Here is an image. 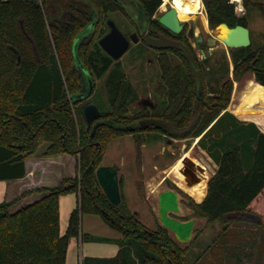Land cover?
I'll list each match as a JSON object with an SVG mask.
<instances>
[{"label":"trees","instance_id":"1","mask_svg":"<svg viewBox=\"0 0 264 264\" xmlns=\"http://www.w3.org/2000/svg\"><path fill=\"white\" fill-rule=\"evenodd\" d=\"M60 1L0 0V181L23 178L24 160L42 143L47 144L42 156H72L77 173L54 187L25 191L0 203V264H66L71 240L117 246L112 258L83 257L80 264H264V43L253 48L250 39L247 48L229 49L233 80L251 73L260 87L250 107L230 112L226 108L232 81L228 78L214 90L206 80L209 57L197 58L185 25L174 34L154 18L161 0H66L61 11L54 10L61 7ZM241 2L244 12L238 16L229 0H201L208 27L214 30L225 23L248 29L250 10L264 20V3ZM134 12L143 16L144 28L137 27ZM107 13L126 18L139 39L135 46L154 53L161 93L157 105L129 111L134 95L119 60L108 57L98 42L91 43L100 15ZM105 27L106 22L98 32L105 34ZM78 36L75 61L72 46ZM89 45L91 49L81 53ZM67 48L70 65L63 59ZM223 68L227 75L226 62ZM85 74L92 92L77 101L75 96L88 90ZM103 75L105 111L90 99L95 94L92 77ZM89 100L99 116L86 126L79 107ZM127 135L137 147L199 138L196 146L216 166L214 173L209 177L207 166L193 156L189 166L178 163L171 173H196L192 188L201 202H191L192 214L182 220L200 218L221 226L211 244L191 253L192 243L181 248L160 224L147 229L122 200L119 178V205L107 201L95 170L106 144ZM34 193L41 196L13 210ZM66 194H74L77 202L61 233L58 199ZM83 215L98 216L121 237L110 240L83 233ZM249 225L259 230L258 243L242 240ZM193 232L198 236L199 231Z\"/></svg>","mask_w":264,"mask_h":264},{"label":"rangeland","instance_id":"2","mask_svg":"<svg viewBox=\"0 0 264 264\" xmlns=\"http://www.w3.org/2000/svg\"><path fill=\"white\" fill-rule=\"evenodd\" d=\"M255 2H262L264 0H254ZM201 5V15H191L185 21L181 23L185 25V33L191 28L193 30V36L189 39L190 45L194 52L197 55L199 60L209 57V75H206V80L209 84L212 85L214 90H216L226 79L232 81V90L230 95L229 104L226 108V111L230 108V104H234L238 98L244 93L247 89V84L252 81L253 76L251 73H246L243 76H240L236 81L233 80L231 71L233 65L230 59L229 49L226 48L221 43H216L212 48H207L204 45V40L207 37L214 35V30H211L207 25V19L204 12L203 5L201 0H199ZM66 4V0L60 1L59 8H54V10L61 11L62 5ZM163 0H161V5ZM159 6L154 18L157 19L160 14L166 11L169 8V5H165L164 9H161ZM243 8V6H242ZM244 12V9H243ZM243 14V13H242ZM132 19L136 22V25L139 29L144 28L143 16L140 12H134L131 15ZM108 20H111L120 32L128 38L131 34L136 33L135 28L128 22L126 18L121 16L118 13H107L100 15V21L96 34L91 43H97L98 40L103 37L107 32V27L104 28L105 34L99 33V28L105 24ZM247 25L250 31V39L253 48L264 43V20L261 19L259 13L256 10H250L247 15ZM201 36L202 42L196 43L194 37ZM138 39V37H137ZM139 39L137 40V43ZM137 43L133 44L130 42L127 52L119 59L121 68L127 78L128 83L130 84L131 90L134 95V101L130 103L129 111H135L142 106H154L157 105L161 100V93L159 90L158 84V71L157 66L154 61V53L151 50H140L139 45L135 46ZM91 45L88 47H83L81 53L89 51ZM63 59L66 64L70 65V55L69 48L63 51ZM224 62L228 66V74H224ZM106 75H103L101 78L96 79L94 77L93 81L95 84V94L91 96V100H96L97 103L102 104V111L107 109L106 106V91L103 86V82ZM234 92V96L232 93ZM260 93V88L256 90L245 100L238 108V111L244 110L253 104ZM236 116L238 118H242ZM246 120H252L251 117H245ZM169 140V143L167 142ZM193 140L189 141H177L172 139L162 140L152 144H144L140 147L135 145V142L131 136L127 135L124 137L115 138L109 141L106 144L105 149L102 154V159L99 166H117L118 168V178L120 182V192L122 195V200L128 207V209L135 214L137 219L142 223L147 229H154L155 224L158 223V212H157V194L161 191L172 189L166 183L167 180L171 185L175 186L178 193V202L180 212L178 214H172L173 218L184 221L182 219L189 218L192 214V210L189 208V204L194 200L197 203L201 202V197L199 192H195L192 188L195 184L197 175L195 172L190 173L187 169L180 172H174L168 175H165L171 166H173L178 160L182 168H185L186 165L189 166V158L191 156L198 159L202 164L207 166V171L209 175L213 171L212 162L208 161L205 156H201L198 149L196 148L193 152L189 150L192 147ZM47 144H40L35 152L26 157L31 158L35 156L42 155ZM194 160V159H193ZM61 161H57L55 165H49L50 168L48 171L53 173L61 172L62 176L69 179L76 176V169L73 173V177H69L73 171L74 163L69 158H65L60 164ZM61 165V167H59ZM202 172V171H201ZM203 176V175H202ZM163 177L166 178L163 180ZM169 178V179H168ZM160 179L163 181L155 187L151 192L148 190V184H156ZM180 188H178L174 183ZM189 194L191 196H189ZM67 195V194H66ZM65 196V195H64ZM67 198V197H64ZM192 198V199H191ZM66 204H64L65 208ZM62 205V214L60 213L59 226L60 231L63 233L67 226L68 214H64L65 210ZM64 211V212H63ZM85 216V215H84ZM90 218H94L93 216ZM98 218V217H97ZM194 220L193 231H199L198 236L193 232L192 238L187 244H179L181 248L192 243L190 247V252L194 253L200 249L205 248L211 244L216 236L222 230V227L218 224H205L203 219L200 218H191ZM83 221V232L86 231V223ZM102 221V220H101ZM110 231H114L110 227H107ZM233 231H236L235 228H232ZM258 229L255 226H248L243 234V239L254 240L258 243L259 233ZM115 232V231H114ZM169 232V231H168ZM170 233V232H169ZM171 234V233H170ZM172 235V234H171ZM113 244V243H112ZM81 247H77L75 242L73 245L68 246L67 253L69 256H73L74 252V263L76 261V255L82 251ZM255 252V249H254ZM70 262V259H68ZM255 263V262H254Z\"/></svg>","mask_w":264,"mask_h":264},{"label":"water","instance_id":"3","mask_svg":"<svg viewBox=\"0 0 264 264\" xmlns=\"http://www.w3.org/2000/svg\"><path fill=\"white\" fill-rule=\"evenodd\" d=\"M157 21L174 34L179 33L183 28V24L177 19L176 11L170 6L160 14ZM106 25L108 32L98 40V46L113 61H117L127 52L130 42L133 44L137 43V35L133 33L126 38L111 20H108ZM90 28L91 26L87 30ZM186 36L187 38L193 36V30L191 28L187 31ZM78 38L79 36L74 40L72 46L75 61V46ZM194 39L196 43H201L203 40L201 36H196ZM217 42L228 49L247 48L250 45L249 30L240 25L229 28L225 23H221L214 29V35L204 40V45L207 48H212ZM87 84V92L75 96L77 101L84 100L90 96L92 84L88 76ZM79 112L86 126L90 125L99 116V111L91 100L83 103L79 107ZM167 142L169 143V140ZM95 178L107 201L112 206H118L120 203V194L117 166H98L95 170ZM157 212L160 226L169 231L176 242L179 244H187L190 242L194 220L180 221L170 216L180 212L177 192L170 189L159 192L157 194Z\"/></svg>","mask_w":264,"mask_h":264},{"label":"crops","instance_id":"4","mask_svg":"<svg viewBox=\"0 0 264 264\" xmlns=\"http://www.w3.org/2000/svg\"><path fill=\"white\" fill-rule=\"evenodd\" d=\"M257 88H260V87L258 86ZM198 139L199 138H196L193 140L192 147L189 150H192V148L193 150H195L197 148L201 156H205L208 161L212 162L207 157V155L196 146ZM65 158H69L74 163L73 171L69 176V177H73V173L75 171V159L72 156L61 154V155L49 156V157L40 155V156L31 157V158H26L24 160L26 174L23 178L12 180V181H0V203L9 202L13 200L14 198L18 197L21 193L25 191H30V190L39 189V188H50V187L56 186L62 179H65V177L61 175L62 174L61 172L53 173V172L48 171V169L50 168L49 165H55L57 161H61L60 164L62 165V162L64 161ZM178 162L179 160L173 166H171L167 171H165L164 172L165 175L169 176L170 172L178 165ZM61 165H59V167H61ZM212 165H213V169L215 170L216 166L213 164V162H212ZM214 170L211 171L209 177L214 173ZM164 179L166 178L163 177V180ZM163 180L160 179L155 185L153 184L150 188V191H152ZM206 186H207V183H206ZM40 196L41 194L34 193L24 198L13 208V210L38 199ZM189 196L191 195L189 194ZM64 197H67V198H64ZM192 201L194 203H197L194 200ZM76 202H77V197L74 194H67L65 196L62 195L59 197L58 199L59 220H60V213L62 214V205L64 208V204H66L63 210H65L64 214H68L69 216L71 211L75 208ZM92 216L94 218H90ZM97 217L98 216H95V215H85V216L83 215L81 218L82 232H83V221L84 219H87L85 220V223L87 226L85 234H88L90 236H95V237L107 238L110 240H116L121 237L119 233H117L116 231L115 232L110 231L107 228L108 226L105 225L99 217L98 218ZM74 242L77 247H81L80 245H82V248H81L82 251L79 254V256L76 255L77 259L75 263L73 261L74 252H73V256H69V254L67 253L66 264H80L81 259L83 257L112 258L115 256L117 252V246L114 243L112 244V243H98V242H81L78 240H71L69 245H73ZM68 259H70V262L68 261Z\"/></svg>","mask_w":264,"mask_h":264},{"label":"bare ground","instance_id":"5","mask_svg":"<svg viewBox=\"0 0 264 264\" xmlns=\"http://www.w3.org/2000/svg\"><path fill=\"white\" fill-rule=\"evenodd\" d=\"M165 5H169L176 11L177 19L180 22L185 21L191 15H201V17H204L201 13V5L199 0H163V4L161 5L162 10L164 9ZM257 87V84H255L253 81H250L247 84V89L234 104L231 103L232 106L228 109V111L235 112L239 106L249 98V96L256 90ZM232 96H234V92L232 93Z\"/></svg>","mask_w":264,"mask_h":264},{"label":"built area","instance_id":"6","mask_svg":"<svg viewBox=\"0 0 264 264\" xmlns=\"http://www.w3.org/2000/svg\"><path fill=\"white\" fill-rule=\"evenodd\" d=\"M229 3L233 4L234 12L236 15L240 16L243 13L241 0H229Z\"/></svg>","mask_w":264,"mask_h":264},{"label":"flooded vegetation","instance_id":"7","mask_svg":"<svg viewBox=\"0 0 264 264\" xmlns=\"http://www.w3.org/2000/svg\"><path fill=\"white\" fill-rule=\"evenodd\" d=\"M170 190H174V189H170ZM175 191V190H174ZM176 192V191H175Z\"/></svg>","mask_w":264,"mask_h":264}]
</instances>
